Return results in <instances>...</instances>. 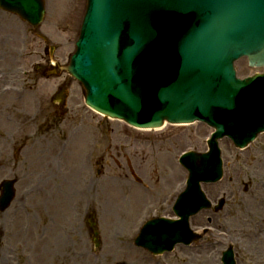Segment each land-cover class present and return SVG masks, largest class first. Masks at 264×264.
Returning a JSON list of instances; mask_svg holds the SVG:
<instances>
[{
  "label": "rangeland",
  "instance_id": "1",
  "mask_svg": "<svg viewBox=\"0 0 264 264\" xmlns=\"http://www.w3.org/2000/svg\"><path fill=\"white\" fill-rule=\"evenodd\" d=\"M85 3L86 0H47V16L41 31L59 48L55 60L61 66L68 63V57L75 49ZM3 21L4 31L0 29V32L8 34L11 24L8 19ZM11 39L9 48L13 44L12 48L23 52L22 39L15 28H12ZM40 46L41 42L32 35L27 53L39 52ZM27 61L25 68H30L33 62L44 63L39 56ZM15 63L14 59L10 61L5 56L2 65L6 72H12ZM237 70L242 78L263 71L249 69L245 60L237 64ZM33 82L28 81L27 84ZM62 83L69 91L66 108L61 114H50L45 126L43 114L38 115L36 121L43 126L38 130L40 135H36L30 125L33 108L27 100L15 103L11 98H0V102H4L1 106L8 110L7 114H15V123L4 120L0 124V137H4L0 138V183L5 179L16 180L15 201L6 212H0V264H152L143 256L145 252L135 253L126 244L133 242L136 227L144 218L171 216V206H163L164 200L173 204L175 194L185 188L186 173L177 172L171 151L177 154L189 150L204 152L211 131L201 125L138 131L86 107L80 85L66 73L54 78L48 89L56 91ZM49 97L48 93L46 98ZM49 111L50 107L45 114ZM2 114L4 111L1 109L0 119ZM21 121L25 123V129L16 131L13 127ZM127 135L148 136L162 143L156 145V151L146 145L131 148ZM65 142L66 156H61V164L57 165L55 152L58 145ZM220 147L225 161V180L217 186L204 187V191L213 203L223 198V209L217 217L209 212L201 214L202 221L195 223L199 222L197 220L192 226L194 230L198 229V224H202L200 229L210 226L213 231L209 234L201 231V237L207 242L218 240L220 244L212 249L199 245L189 250L177 247L159 259L162 264H199L207 255L211 264H221L222 252L229 245L233 246L238 264H264V134L244 151L236 150L232 143H221ZM17 148L19 153L16 155ZM42 153L46 160L41 157ZM129 155L135 160L137 172L147 185L150 184L151 193L137 192L140 186L134 182H126L130 183L127 186L120 180L121 184H118V179L114 180L118 173L129 175L127 168L120 169L117 163H126ZM102 157L103 162L97 165ZM4 163L10 165L5 166ZM13 168L14 176L11 175ZM101 177H104L102 182L108 181L103 188L102 182L96 180ZM53 185L61 191L53 196L49 193L48 198V188ZM40 187L44 188L43 192L38 191ZM78 190L81 194L89 193L90 203L70 207L69 202L66 208L68 194L77 197ZM27 191L30 192L28 196ZM137 197L140 199L136 200ZM134 200L138 202L134 203ZM21 206H26L29 211H21ZM92 209L97 212L101 237V248L97 253L87 225V213ZM57 214L65 220L58 219ZM67 227L74 236L68 237V233L63 231ZM66 240L69 241L66 243ZM43 249L50 256L56 253L58 256L46 259L42 255Z\"/></svg>",
  "mask_w": 264,
  "mask_h": 264
},
{
  "label": "water",
  "instance_id": "2",
  "mask_svg": "<svg viewBox=\"0 0 264 264\" xmlns=\"http://www.w3.org/2000/svg\"><path fill=\"white\" fill-rule=\"evenodd\" d=\"M106 2L109 3L107 7H105ZM152 2L153 0H88V17L84 21L81 40L77 43V52L72 56L71 64L67 69L72 76L83 82L87 89V102L90 106L112 117L120 116L127 122H133L131 118L134 117V112L124 109L125 113H123L119 107L112 105L111 101H127L126 97L129 96L130 103L137 102V93L129 86L125 78L128 76L127 71L135 67L132 63L138 56L140 57L138 50L144 47L146 38L151 40L157 34V26L153 21L146 25L143 23L147 8ZM219 7L226 8V10L219 16L218 25L215 28L217 32H213L212 35L208 33L205 37L211 40V52L208 54L207 48L202 51L198 55L200 60L194 63V66L199 63L203 66L204 62L214 66L221 64L223 62L221 54L214 53V49L216 47L222 51V55H226L229 49L227 43L232 44L234 50L250 54L253 62L264 65V0H232L230 4L222 2ZM19 10L24 15L25 13L30 15L31 19L38 17V11L33 8L30 10L24 7L23 10L21 7ZM43 15L44 10L39 14L40 20L43 19ZM137 35H146V38H139ZM159 48L160 44H157V50ZM143 50L150 51L147 47ZM177 52L187 62L186 65L180 63L181 74H184L194 58L185 51L183 46H179ZM140 59L143 60L146 57ZM148 61L150 62V59ZM230 68H232L231 65ZM214 71L215 68L210 74L216 76L218 71L216 73ZM231 73L232 71H227L228 79ZM194 79V77L184 78L178 89L171 94V97L175 99L171 101L170 96L166 98L170 99L169 107L161 101V106L157 107L151 119L142 122L140 126L155 127L161 125L165 119L178 122L185 119L186 115L192 114L195 106L198 108L211 107L222 99L228 102L234 98L219 84L216 87L212 86L213 81L206 84L201 80L202 77H198L200 82L194 83L192 82ZM212 79L217 83L216 78L212 77ZM228 87L232 94L236 95L239 91L235 85L230 84ZM194 100L197 102L193 103ZM223 131L222 127L218 129L211 142L213 147L216 146V139ZM248 140L240 144L245 146ZM216 150L213 148L211 154ZM206 158L207 156L198 155L197 161ZM192 164H194L195 176L190 185L193 194L189 197L188 204L195 199L196 205L191 208L189 205L188 208L180 206L184 212L182 222L185 225H187L189 214L197 205H201L204 197L199 190L198 181L205 169H201L202 167L199 169L194 160ZM8 186L4 193L2 208L8 206L13 198L12 183ZM175 234L179 235L177 232ZM226 260L227 264H235L232 249L226 254Z\"/></svg>",
  "mask_w": 264,
  "mask_h": 264
},
{
  "label": "bare ground",
  "instance_id": "3",
  "mask_svg": "<svg viewBox=\"0 0 264 264\" xmlns=\"http://www.w3.org/2000/svg\"><path fill=\"white\" fill-rule=\"evenodd\" d=\"M164 128H165V125H164V127H162V128H158V129H156V131H163L164 130ZM144 130H146V131H148L149 129H144ZM70 158H73L72 156L70 157ZM74 159V158H73ZM55 188H57L56 187V185L54 186ZM80 198H85V202L86 203H88V201H86V200H88V197L86 196V197H80ZM140 198L139 197H137L136 198V200H139ZM136 200H134V202L135 203H137L138 201H136ZM81 202L83 201V200H80ZM56 206H59V205H57V203H56ZM20 235V234H19ZM55 252V251H54ZM56 253V252H55ZM42 255L46 258V259H49V260H52V259H54V258H56L57 256H58V254L56 253L55 255H53V256H50V254H49V252H46V249H43V251H42ZM206 258L203 260V261H200V263L199 264H211V259H210V257L207 255V256H205Z\"/></svg>",
  "mask_w": 264,
  "mask_h": 264
}]
</instances>
